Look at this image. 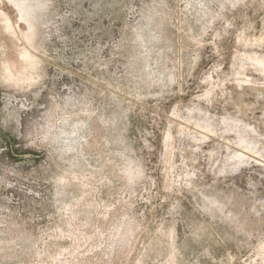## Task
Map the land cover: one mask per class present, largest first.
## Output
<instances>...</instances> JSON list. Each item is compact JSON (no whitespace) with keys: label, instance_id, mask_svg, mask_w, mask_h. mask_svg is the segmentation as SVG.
I'll return each instance as SVG.
<instances>
[{"label":"rangeland","instance_id":"rangeland-1","mask_svg":"<svg viewBox=\"0 0 264 264\" xmlns=\"http://www.w3.org/2000/svg\"><path fill=\"white\" fill-rule=\"evenodd\" d=\"M0 264H264V0H0Z\"/></svg>","mask_w":264,"mask_h":264},{"label":"bare ground","instance_id":"bare-ground-1","mask_svg":"<svg viewBox=\"0 0 264 264\" xmlns=\"http://www.w3.org/2000/svg\"><path fill=\"white\" fill-rule=\"evenodd\" d=\"M21 8V7H20ZM21 10V9H20Z\"/></svg>","mask_w":264,"mask_h":264}]
</instances>
